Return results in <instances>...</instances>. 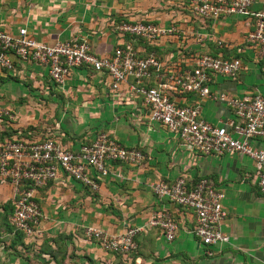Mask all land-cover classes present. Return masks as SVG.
Masks as SVG:
<instances>
[{
	"label": "crops",
	"instance_id": "obj_1",
	"mask_svg": "<svg viewBox=\"0 0 264 264\" xmlns=\"http://www.w3.org/2000/svg\"><path fill=\"white\" fill-rule=\"evenodd\" d=\"M190 1L0 0V30L15 33L24 27L44 43L85 39L94 53L109 54L129 38L115 31L119 21L173 26L171 34L148 42L133 39L132 45L139 54L152 51L162 64L180 68H190L201 51L238 57V73L232 78L212 75L209 89L231 97L264 95V73L258 68L255 46L247 40L249 17L202 21ZM261 6L264 0H252V9ZM196 33L209 39L198 41ZM9 58L14 71H0V107L9 109L15 119L0 122V136L18 132L39 140L51 135L64 147L76 149L96 133L106 132L121 145L138 148L145 158L136 165L109 163L94 192L61 173L38 188L34 199L41 213V234L27 237L9 224L0 225V264H264V192L257 188L249 157L192 151L159 123L149 121L146 107L124 85L115 95L103 73L76 67L61 86H54L41 65ZM173 100L199 102L200 116L210 123L232 118L230 108L218 100L194 94L174 95ZM251 143L264 149L260 138ZM179 175L188 183L208 178L223 192L226 216L221 231L228 236L226 243L202 244L192 231L193 212L151 192L152 182H171ZM11 196L10 186L0 184V205ZM157 210H167L176 224L171 241L158 228H146L136 235V248L120 254L103 251L82 236L87 226L107 234L119 233L126 225L141 227Z\"/></svg>",
	"mask_w": 264,
	"mask_h": 264
},
{
	"label": "built area",
	"instance_id": "obj_2",
	"mask_svg": "<svg viewBox=\"0 0 264 264\" xmlns=\"http://www.w3.org/2000/svg\"><path fill=\"white\" fill-rule=\"evenodd\" d=\"M197 19L213 20L228 15L249 17L251 30L247 40L255 46L256 62L264 73V6L252 9V0H191ZM128 40L113 47L109 54L94 53L85 39L71 38L52 43L35 40L24 27L15 33L0 30V71H14L9 55L27 63L41 65L47 80L61 86L70 71L87 67L109 78V89L116 95L120 85L147 109L149 121L159 123L192 151L202 155L220 156L236 153L249 157L254 165L256 184L264 192V149L252 145L253 138L264 141V95L255 93L231 97L209 89L210 77L218 74L234 77L241 68L235 56H223L201 51L194 56L190 68L162 64L152 51L139 54L133 39L153 41L171 34L167 28L148 21H119L114 26ZM196 40L208 35L195 34ZM130 39V40H129ZM221 45V41H217ZM194 94L200 99L218 100L228 106L232 118L210 123L200 116L201 105L176 103L174 95ZM14 114L0 107V122L14 120ZM145 158L136 147H125L106 132H98L76 149L64 147L51 135L44 139L23 138L16 132L0 136V184L11 188L9 223L13 231L24 236H40L41 216L34 199L38 188L55 179L60 173L79 182L89 192L98 189V180L107 174L108 164L123 162L139 164ZM151 192L169 203L190 209L195 217L193 234L204 245L226 243L228 236L221 231L226 216L222 206L223 192L205 177L188 183L184 175L173 181L158 180L150 185ZM156 227L166 241H171L176 224L167 210L152 211L143 226L126 225L115 234L91 226L84 227V239L103 251L126 254L136 248V235L146 228Z\"/></svg>",
	"mask_w": 264,
	"mask_h": 264
},
{
	"label": "trees",
	"instance_id": "obj_3",
	"mask_svg": "<svg viewBox=\"0 0 264 264\" xmlns=\"http://www.w3.org/2000/svg\"><path fill=\"white\" fill-rule=\"evenodd\" d=\"M10 135H13V134H7L6 136H10ZM11 207L12 206H11V202L10 201L5 202V203L0 205V210H1L0 211V225H5V226H8V224L10 225V223H9V215H10V212H11ZM18 233H20V232H18Z\"/></svg>",
	"mask_w": 264,
	"mask_h": 264
},
{
	"label": "rangeland",
	"instance_id": "obj_4",
	"mask_svg": "<svg viewBox=\"0 0 264 264\" xmlns=\"http://www.w3.org/2000/svg\"><path fill=\"white\" fill-rule=\"evenodd\" d=\"M1 211V210H0Z\"/></svg>",
	"mask_w": 264,
	"mask_h": 264
}]
</instances>
